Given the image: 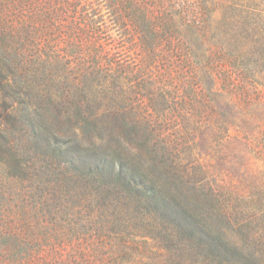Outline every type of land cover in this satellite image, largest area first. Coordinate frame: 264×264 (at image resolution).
Here are the masks:
<instances>
[{"label":"rangeland","instance_id":"374dc122","mask_svg":"<svg viewBox=\"0 0 264 264\" xmlns=\"http://www.w3.org/2000/svg\"><path fill=\"white\" fill-rule=\"evenodd\" d=\"M263 34L262 0H0V264L206 257L146 187L261 244L264 86L221 54Z\"/></svg>","mask_w":264,"mask_h":264},{"label":"trees","instance_id":"16d2710c","mask_svg":"<svg viewBox=\"0 0 264 264\" xmlns=\"http://www.w3.org/2000/svg\"><path fill=\"white\" fill-rule=\"evenodd\" d=\"M262 1L264 2V0ZM247 49L244 55H242L240 50L236 55L231 52L223 53L222 51L221 58L225 61L229 60L235 69L243 66L245 70L242 73L240 69V75L245 83L254 82L255 85H252V87H256L258 84L264 86V34L252 40L251 45ZM96 163H100L98 169H104L106 174L112 170L110 164L103 159H98ZM61 168L66 171L68 167L64 166ZM119 177H121V174H118ZM137 183L138 177H129L124 182L125 188L129 191H132L133 187L136 188L134 184ZM146 184V186H149L148 183ZM139 187L142 188L141 186ZM146 188H149L148 193H152L156 198L157 209L155 210L163 211L162 218L169 222L166 223V230H171L175 237L180 238L181 236L189 235L192 239L193 237L197 238L203 245L206 244V247L201 246V250L207 251V246L210 247V252L206 253V257L203 255H196V257H193L194 255H186L185 258L193 264H264V239L260 244V241L256 242V238L250 241L247 235L241 245L232 244L220 234V231L216 233L213 230L214 227L204 212L188 206H184L183 210L176 209L168 203H166V208L161 209L163 204H165L161 199L162 193L155 187ZM168 240L171 242L169 238Z\"/></svg>","mask_w":264,"mask_h":264}]
</instances>
